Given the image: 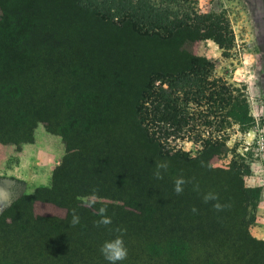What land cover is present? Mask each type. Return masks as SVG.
<instances>
[{
    "label": "trees",
    "instance_id": "obj_1",
    "mask_svg": "<svg viewBox=\"0 0 264 264\" xmlns=\"http://www.w3.org/2000/svg\"><path fill=\"white\" fill-rule=\"evenodd\" d=\"M194 1L127 0L131 6L117 13L120 0H72L76 8L117 23L122 30L153 43L167 44L171 52L163 62L158 58L161 63L154 64L136 95L131 93L133 82L119 73L120 69H111L110 75H114L126 97L118 94V98L117 92L104 96L94 88L95 102L81 101V108L76 107V114L67 123L66 112L58 113L59 59L44 60L40 45H31L21 35L0 32V143L18 148L32 142L36 124L42 122L48 132L61 137L65 146L62 163L53 169L51 185L20 196L0 214V264H109L100 248L105 241L121 235L115 231L118 228L126 230L123 240L128 255L117 264H143L145 251L156 257V264H264V241L253 240L258 250L244 249L228 219L226 204L221 199L205 202L207 194L201 187L196 192L187 191V206L181 195H176L170 203L163 207L156 204L143 215L131 214L122 205L104 204L110 209L106 214L116 223L113 227H97L94 222L101 218L100 207L93 212L83 207L78 196L87 192L84 190L93 178H103V165L89 179L73 171L69 174L64 162L67 155L78 150L83 156L90 153L97 162L105 155L107 180L117 185L123 204L133 208H141L145 194L167 184L153 175L157 164L162 163L159 146L163 140L186 133L189 100L200 108L214 109L217 115L232 99L227 81L210 79L213 62L193 55L189 48L196 41L212 39L224 54L233 46V31L224 16L201 13ZM26 6L32 7V3ZM43 67L45 70H40ZM78 119L83 120L85 131L100 124L104 129L102 137L72 146L73 140L67 134L77 130L79 126L69 131ZM50 120L58 121L56 128L49 124ZM205 143L211 149L220 146L211 136ZM83 180H89L84 183L87 187L78 185ZM36 200L64 207L65 217L34 215ZM215 204H220L221 209L217 210ZM236 206L239 208V204ZM193 208L197 211L193 212ZM72 209L80 217L75 227L70 225ZM117 211L122 212L113 216ZM181 211H187L183 219H168L171 212ZM234 222L239 227L242 220L235 217ZM205 226L209 228L203 231Z\"/></svg>",
    "mask_w": 264,
    "mask_h": 264
},
{
    "label": "rangeland",
    "instance_id": "obj_2",
    "mask_svg": "<svg viewBox=\"0 0 264 264\" xmlns=\"http://www.w3.org/2000/svg\"><path fill=\"white\" fill-rule=\"evenodd\" d=\"M27 2L32 3V7H27ZM193 3L201 13L224 16L233 31V46L224 54L212 39L196 41L189 48L193 55L213 62L210 79L227 81L232 99L225 108L218 110L217 115L214 109L200 108L189 100L186 133L163 140L159 146L162 163L168 165L166 171L161 169V180L167 184H162L159 191L145 194L141 198V208H133L123 204L117 185L107 180L105 155L97 162V159L92 160L90 153L83 156V152L78 150L67 155L64 162L68 165L69 174L73 171L72 174L88 176L89 179L96 175L98 166L103 165L101 173L104 176L100 181L93 178L90 187L84 184L89 180L78 182L79 186L87 187L84 190L87 192H82L79 198H91L93 189L97 190L96 195L101 199L93 207H87L79 199L83 207L93 212L97 207H106L109 213L110 209L103 205L113 204L122 205L131 214H147L148 209L156 204L163 207L175 199V180L183 177L187 181L180 194L184 204L187 206L184 200L187 191L196 192V186L202 188V193L216 195L217 199L209 201L221 199L226 204L228 219L233 223L235 234L239 235L241 246L255 251L260 247L253 240L264 241V0H195ZM130 6L127 0H120L117 13ZM0 32L21 35L31 45H40V57L44 60L59 59L58 113L66 112L65 123L76 114V107L81 108V101L95 102L92 100L94 88L104 96L117 92L118 98V94L126 97L125 91L116 84L114 75H110L111 69L118 72L120 69L119 73L133 82L131 93L136 95L153 72L154 64L166 60L171 52L167 44L153 43L131 31L122 30L117 23H109L96 13L76 8L72 0H0ZM40 70H45V67ZM56 122L50 120L49 124L56 128ZM38 124L44 126L42 122L36 126ZM75 126L79 127L71 135L67 131L74 147L94 137H102L104 130L96 124L93 130L85 131L82 119L75 121L69 131ZM210 136L220 145L219 148L211 149L206 145ZM15 157L9 158L8 167L15 163ZM62 160L63 157L56 166ZM7 190L8 199H0V214L22 196L19 187ZM36 201L33 203L34 215L65 217L64 207L40 201L34 208ZM46 207L53 208V211ZM43 208L45 213H51L38 214L43 212ZM119 212L112 215L119 216ZM186 216L187 211L171 212L168 219L180 220ZM235 217L242 220L239 227L234 222ZM115 223H111L112 227ZM207 228L205 226L202 230ZM195 229L191 230L194 232ZM142 261L143 264H156V257L148 256L145 251Z\"/></svg>",
    "mask_w": 264,
    "mask_h": 264
},
{
    "label": "crops",
    "instance_id": "obj_3",
    "mask_svg": "<svg viewBox=\"0 0 264 264\" xmlns=\"http://www.w3.org/2000/svg\"><path fill=\"white\" fill-rule=\"evenodd\" d=\"M65 152L59 135L48 132L38 124L33 132V141L22 143L17 150L15 144L0 143V199H8L7 188H20V195L33 194L38 187H49L52 172ZM16 156L15 163L8 167L9 158ZM8 178L9 180H6ZM3 181V182H2ZM7 181V182H5ZM40 201H36V204ZM47 208V207H46ZM53 211V208H47ZM38 212V214H50ZM36 211V209H35Z\"/></svg>",
    "mask_w": 264,
    "mask_h": 264
},
{
    "label": "clouds",
    "instance_id": "obj_4",
    "mask_svg": "<svg viewBox=\"0 0 264 264\" xmlns=\"http://www.w3.org/2000/svg\"><path fill=\"white\" fill-rule=\"evenodd\" d=\"M167 163H158L157 164V171L154 173L155 177L157 179H163V175L161 173V169L167 170ZM187 183V181L183 177H179L175 180L174 183V191L177 195L182 194L184 191L183 186ZM194 190H198V186L194 188ZM97 190L93 189V193L91 198L83 197L79 198L81 202L86 205L87 207H93L101 198L96 195ZM217 199V197L211 193L205 195L204 200L205 202H208L209 200ZM214 207L217 210L221 209L220 204H215ZM193 212H196L197 210L195 208L192 209ZM106 207H100L98 209V215L101 217L98 221H95V225L97 227L99 226H108L112 223L111 217H109L107 214ZM80 223V217L77 214L75 209H72V219L70 222V225L72 227H75L77 224ZM115 231L121 233V235L116 236L112 240L105 241L103 245L100 248V252L103 255V257L109 262V264H117L118 261H123L127 258L128 250L125 246L124 240H123V233L126 231L125 229H116Z\"/></svg>",
    "mask_w": 264,
    "mask_h": 264
}]
</instances>
